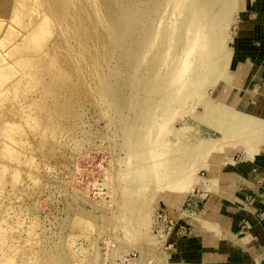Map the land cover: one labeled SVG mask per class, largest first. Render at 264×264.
I'll return each instance as SVG.
<instances>
[{"label": "rangeland", "instance_id": "obj_1", "mask_svg": "<svg viewBox=\"0 0 264 264\" xmlns=\"http://www.w3.org/2000/svg\"><path fill=\"white\" fill-rule=\"evenodd\" d=\"M42 1L44 4L50 2V0H41L40 3L37 0H24L20 6L19 1H16L17 7L22 10L23 29H31L40 18L44 17V7L39 8L38 6L37 8L35 5L37 2L41 6ZM90 1L75 0V7L71 8L69 15V19L70 17L72 19L67 25L64 24L63 29L59 28L57 35L50 41L47 51L52 48L54 52L52 49L48 52L49 54L56 53L53 55H58V58L54 56L57 61L54 60L53 55H50L52 57L47 54L43 55V58L39 59L42 63L37 60L38 64L35 62L32 68L26 70V73L25 71L21 73L18 69V74L16 72V75H19L16 76L18 82L15 81L16 84L12 83L10 88L0 92V125L16 126L18 123L17 127H20L19 135L16 133L17 144L14 142L7 144L0 132V152L5 147L7 150L14 149L20 155V164H22L13 165L9 161L4 162L7 171L5 189L0 195V264H28L29 262L35 264L39 261L42 262L41 264L45 262L58 264L61 251L68 252L69 259L76 260L77 264H132L140 259L141 264H156V259L149 254L151 248L141 245L143 240L140 235L142 216L146 217V213L150 212L152 220L150 219L151 236L149 240L152 242L155 240L156 253L162 252L164 248L167 252H174L178 246V239L191 232L193 217L201 214L206 203L211 201L212 192L207 190V185L210 183L203 181L208 178L210 170L204 168H201L199 173L197 172L202 185L192 192L183 194L175 191H155L152 194L153 198L149 197V199L146 197L147 194H140L143 188L152 186V173L151 166L148 164L149 151L147 150L149 149H146L147 137L145 136L147 135L145 130H138L144 133L137 134V129L132 128L134 127L132 122H135L133 120L136 114L140 119L138 123H142V118L147 111L140 109V103L146 101L140 94L142 85L138 76L132 68L126 66V60L122 57L119 48L113 45V40L106 32L105 25L99 17L115 20L114 18L122 16L132 3L136 2L141 6L143 3L140 2L146 0L91 1L97 5H92ZM166 1L168 0H154L150 6L143 4L147 7L146 17L151 15V20L159 23L162 21L166 26L174 25L176 42L173 47L179 51L182 48L179 46L183 45L182 39L185 41L188 30L196 21L198 12L201 17L206 14L202 13V10L206 11L204 4L206 0H184L179 7L170 2L168 4L170 13L161 12L162 14L157 15L160 5L168 3ZM207 5L209 8L211 6V14L219 10L216 0H207ZM94 6L99 7L97 8L99 14L96 13ZM212 7L213 12H211ZM172 8L176 12L171 11ZM238 8L227 15L229 21L223 31L225 37L219 49L221 53L218 59L220 60L217 59L218 65L216 62L214 68L216 70L209 75L211 84L203 87L205 91H200L202 93L200 96L204 97L206 102L197 104L192 114L185 115L174 123L175 132L169 140L172 143L177 141L179 148L187 144L197 145L203 140H217L222 136L220 128L224 124L227 127L236 128L237 124L239 127V124L245 121L244 113L235 110L231 117L226 118L227 120L214 114L220 103V98L214 95L215 87L220 84L234 87L236 70L234 64L236 66L237 63L236 61H233L234 64L231 62L228 69L225 66L228 53L234 49V43L244 38V45L241 48L249 53L247 58L233 56L232 53V59L235 57L243 61L244 67L255 70V72L260 70L258 67L262 65L256 61L259 65L252 66L255 61L250 56V52L256 46L258 47L263 39L257 38L254 42L251 36L243 32L240 28V21L242 22L244 13L240 11L241 7ZM224 9L221 11L226 14L228 11ZM246 13L245 22L251 25L257 23L258 19L264 15L263 10L258 7ZM249 19L254 21L251 22ZM262 27L264 34V25ZM21 33L19 32L20 35ZM6 50V46L0 43L1 60L7 56ZM252 56L256 55L252 54ZM50 61L57 62L58 65L54 63L55 66L51 68ZM50 68L51 73H49ZM115 70L121 71L120 76H115ZM31 73L34 74L31 75ZM254 81L253 92L257 94L263 92L264 81ZM239 91L240 93L251 92L250 85L248 88L239 87ZM122 94L129 98L133 96V99L128 101L133 102L131 104L129 102L130 105L136 106L135 110L133 109L135 114L124 105ZM249 101L252 103L251 99ZM111 120L112 123H110ZM140 144L142 145L139 146ZM127 150L131 151L127 152ZM245 152L244 149L235 150L233 160H241ZM130 156L132 160L129 159ZM144 156L147 158L143 159ZM207 158H212V155ZM226 158L218 156L217 160L223 159L222 162L227 163ZM119 161L124 162L123 165ZM146 162L148 165H143ZM17 171L21 174L19 184H17L18 181L12 179ZM27 171L32 174L29 176L27 173L30 178L26 174ZM119 177L122 180L118 181ZM204 186L207 187L204 188ZM252 192L253 190L247 193V200L252 198ZM176 202H181L180 207L172 206ZM82 207L84 210L81 209ZM116 208L120 210L119 213L122 216L117 213ZM134 212L135 215H133ZM119 236L123 237L119 238ZM73 261L72 264H75ZM137 264L140 263L137 262Z\"/></svg>", "mask_w": 264, "mask_h": 264}, {"label": "bare ground", "instance_id": "obj_2", "mask_svg": "<svg viewBox=\"0 0 264 264\" xmlns=\"http://www.w3.org/2000/svg\"><path fill=\"white\" fill-rule=\"evenodd\" d=\"M16 1H19L20 6H22L21 5L22 1L24 3V0H22V1H20V0H14V1L13 0H0V35H1L0 43H3L7 48V50H6L7 56L4 57L5 59L2 58L4 60L0 59V92L3 89H7L12 83H15L16 76H19V75H16V72L18 69H19V71L21 70L20 71L21 73L24 71L26 73V70L32 68L37 60L40 62V60L43 58V55L47 54L48 56H50V55L56 54V53H53L54 50L52 48H50L53 50V52H51V54H49L50 52H48L50 49L47 51L49 43L57 35L58 29L59 28L61 29L64 26V24L67 25L70 22V20L72 19L71 17L69 19V15H70L71 8L74 6V3H75V0H52V1L50 0L51 4H49L50 2L49 3L47 2L46 4H44L42 1L41 6H40V4H38L37 2H39L41 0H39V1L37 0V2L35 4V5H37V8H38V6H39V8L44 7V10H43L44 17L40 18V20H39L40 22L38 21L35 24V26L31 27V29L29 28L26 30V29H23V27H22V19H21L22 10L20 9V7H17L18 4ZM153 1L154 0H146L145 2L141 1L140 3H143L145 5L150 6V4ZM14 2H15V4H14ZM94 2H96V1H94ZM166 2H168V3H166V4L162 3L160 5L159 11L157 12V15L160 14L161 12H163L164 14L170 13L168 11V8H169L168 4L170 2L176 4L179 7V4L180 3L182 4V2H184V0H168ZM211 2H213V1H211ZM260 2H261V5H260ZM42 4H44V5H42ZM95 4L92 3V5H95ZM143 4L141 6H139L138 3H136V2L132 3L130 8L128 7L129 9H127V11L125 13L123 12L122 16H120V17L117 16L118 18H114L116 21L110 20L108 17H102L99 15L100 16L99 19L101 20L102 24L105 25L106 32L110 35L111 40H113L112 41L113 45L115 44L114 46L119 48V51H121V53H122V57L126 60V63H127L126 66H129L130 68H132V70H134V72L136 73V76H138L140 84L142 85V89H141L140 94L143 95V97L146 101L145 103H140L141 104L140 109L147 111L146 115L144 117L142 116L143 117L142 118L143 124H142L141 122L138 123V121L140 119H139V117L136 116V114H135L136 112H134V110H135L134 108H136V106L130 105L132 101L131 102L128 101L129 99H133V96L129 98L126 96L124 97L123 94L121 95V98L123 99L122 101L125 103L124 105L127 106V109L129 111H133L135 114V116H134L135 120H133L135 122H132L133 123L132 126H134V127H132V128H134V130L137 129V132H136L137 134L143 132V131L138 132V130H145V133L147 135V136H145V137H147L146 138L147 139L146 149H149V150H147V151H149V154H148V152H146V153L149 155L148 164H149V166H151V173H152L151 177L152 178L151 177L150 178L152 180L151 179L150 180L152 181L151 182L152 186L151 187L147 186V188H145V189L143 188L142 189L143 191L140 192V194L141 193H143V195L147 194V196L146 195L145 196L149 199V197L153 198L152 194H154L155 191H157V192H159V191H162V192H164V191H171V192L175 191L177 193H183V194H186L188 192H192L193 190H196L197 187L202 185V181H200V179H199L200 177L198 178V176H197V172L201 168L210 170L208 178L203 180L205 183H206V181L208 183H210L209 185H207L208 191L211 190L214 193L215 192L219 193L223 190L232 189L231 183L230 182L228 183L229 178L236 176L235 173L237 172V170H240L243 172L247 171L249 166H251L252 163H254L253 161L254 160L257 161V159H256L257 157H258V159H259V157H262L263 152H264V149H262V146H264V98L260 97L258 94L253 93V89H254L253 82H255L254 80H260V73L262 71H264V66L260 71H257L256 76H253V75H255V70H250V69L244 67L242 65L243 61H239L235 57L232 59V53H233V56L238 55L240 58H244L248 55L249 52L242 50L243 45H244V38L237 40L234 43V45H235L234 49L232 50V52L228 53L229 55L226 58L227 63L225 66L227 69L229 68V66H231L233 61L234 62L236 61V63H237L236 66L233 63L234 67L236 69L235 70V78H234V82H233L234 87L232 88L231 86L228 87L227 85L224 86V85L220 84V86L215 87V93H214L215 96L220 98V103L217 106L218 109L214 112V114L220 116L222 119H226L228 117H231L235 113V111L243 112L245 117H246L243 124L242 123L239 124L240 125L239 127L237 124L236 128L229 127V126L227 127V125L224 124L222 126V128H220V131L222 132L221 138H219V139L217 138V140H203L202 142H200L197 145L196 144L195 145L187 144L182 148H179L177 141H176L177 143L176 142L172 143L169 140V138H171L170 136H172V134L175 132L174 123L176 120H178L179 118H183L185 115L192 114L191 112L193 111L194 107L197 104H201L203 102H206L205 98L200 96L202 94V93H200V91L204 90L203 87H205L206 85L211 84L210 83L211 80H209L211 78V76H209V75H211L210 73L214 72L213 70H216V69H214L216 66L215 64L218 60H220V58L218 59L219 54L221 53V51L219 49H220L221 43L223 44L222 40L225 37L224 33H223L224 28H226V26L228 25L227 24L229 21L228 20L229 18L227 16L228 13L233 12L234 10H238L239 9L238 7H241V9H244L243 10V13H244L245 11L247 12L250 9L257 8L258 6H261V9L264 12V8H263L264 0H219V1L216 0V5L218 6L219 10L214 11L215 13H212V14L210 13L211 6H210V8L208 6L211 4L207 5V0L204 1L206 11L202 10L203 11L202 13H206V14L203 15L204 17H201V16H199V12H198V15H196V21H194L195 23L193 25H191L190 29L188 30V34L186 35L187 37L185 38V41H184V39H182L183 45L181 44L182 46H179V48L182 47L181 50H179V51H176L177 49H174V47H173L174 43L176 42L175 38H174L175 37L174 36V34H175L174 28L175 27H173L174 25L173 26L172 25L166 26L162 21L159 23L156 20H151V17H150L151 15L149 17L148 16L146 17L147 7ZM98 6H96V7L99 8ZM158 6H159V4H158ZM94 8H95V6H94ZM97 8H95L96 10L94 9L96 11V13L99 12V11L97 12V10H98ZM224 8L226 9V11H228L226 14L224 12L225 11ZM202 9H204V8H202ZM223 9H224V11H223L224 14L221 11ZM172 10H173V8L171 9V11ZM200 10L201 9H199V11ZM173 11L176 12V10H173ZM87 12H89V11H87ZM211 12H213V7H212ZM202 13H200V15H202ZM115 14H117V13H115ZM171 14H172V12H171ZM41 15H43V14H41ZM95 16H97V15H95ZM262 16H263L262 18L258 19L257 23L251 25V24H247V22H245V18H247V17L245 16V14H243L242 22L240 23L241 24L240 26H241L242 30L247 33V35L252 37V39L254 41L256 40V38L262 37L263 40H261V45L259 47L256 46L250 52L251 53L250 56L253 57V61L257 60L258 62L264 63V37L262 35V33H263V27L262 26L264 25V15H262ZM158 18H160V16ZM158 18H156V19H158ZM243 20H244V22H243ZM19 32H22L21 35L19 34ZM57 38H58V36H57ZM46 51H47V53H45ZM252 54H254L256 56H252ZM3 56H4V54H3ZM54 56L57 57L58 55H53V58H54ZM50 57H52V56H50ZM51 60H53V59H51ZM54 60L57 61V59H55V58H54ZM4 61H6V63ZM40 63H42V62H40ZM54 63H57V62H51L50 61L51 65L49 63H48V65H50L51 68H53L55 66ZM256 64H258V63H256ZM57 65H58V63H57ZM217 65H218V62H217ZM36 66H38V65H36ZM51 68L49 69V71H50L49 73H51ZM46 69H48V68H46ZM95 69H97V68L95 67ZM53 70H55V69H53ZM18 72H17V74H18ZM114 73H115V76H120L121 71L115 70ZM33 74L34 73H31V75H33ZM29 77H32V76H29ZM112 77H113V75H112ZM251 78H253V81H251ZM16 82H18V81H16ZM19 83H20V81H19ZM20 85H21V83H20ZM248 85H250L251 92L243 91L242 93H240L239 87L242 86L244 88L245 87L248 88ZM251 98H253L252 100H254V103H252V104H250V101H249V99H251ZM151 101H153V102H151ZM129 102H130V104H129ZM143 102H144V100H143ZM134 105H135V103H134ZM208 108H209V104L207 106V109ZM55 112H57V111H55ZM130 114H131V112H130ZM134 117H133V119H134ZM108 121H109V119H108ZM110 123H112V120L110 121ZM221 123H223V122L221 121ZM17 124H16V126H11V125L2 126V125H0V132H2V134L5 138V142L7 144L17 142L16 141V133H17V135H19L18 133H19V129H20L19 126H18L19 128L17 127ZM211 125H213V124H211ZM27 127H28V125H27ZM135 138H136V136H135ZM137 141H139V140H137ZM111 142H112V140H111ZM133 142H135V141H133ZM124 143L125 142H123V144ZM141 145L142 144H140L139 146H141ZM114 146H112V147H114ZM16 147H17V145H16ZM17 148H19V147H17ZM134 148L137 149V147H134ZM124 149H125V147H124ZM238 149H244L246 151L247 156L245 155L246 156L245 162H243V161L242 162H235L233 160V157H232L233 152L235 150H238ZM17 151H20V150H17ZM130 151L127 150V152H130ZM0 153H1V155H0V195H1L3 190L5 189V185H6L7 168L4 164V162L9 161L13 165H15V164L22 165V164H20L21 163L20 155H18L17 152L14 151V149L7 150V148L5 147L4 150H2ZM131 153H129V155H131ZM140 153H142V152H140ZM146 153H145V155L148 156ZM210 155H212V158H207ZM119 156H120V154H119ZM146 156H144L143 159H145ZM218 156L223 157V158L227 157L226 159H228V162L227 163L222 162L223 159L217 160ZM254 157H255V159H254ZM116 159H118V158H116ZM129 159H131V156ZM122 160H124V158ZM225 161H227V160H225ZM123 163H121V164L123 165ZM146 164H147V162L143 165H146ZM28 166H29V164H28ZM118 168L116 170H118ZM120 168L123 169L122 166ZM9 171H11V170L9 169ZM30 171L26 172V174L28 173L29 176L32 175V174H30ZM126 171L127 170H125V172ZM23 172H24V170H23ZM125 172H123V173L125 174ZM12 174H11V176H13ZM28 174H27V176H28ZM115 174H117V172ZM119 174L121 175V173H119ZM20 175L21 174L19 173V171H17L14 175V178H12V179H15L17 182L20 178ZM122 176H123V174H122ZM202 178H204V177H202ZM12 179H11V181H12ZM113 180H114V178H113ZM119 180H122V179L119 177L118 181ZM19 182L21 183V181H18L17 184H19ZM15 183H14V185H15ZM238 184H240V182H238ZM143 187H146V186H143ZM206 187L204 186V188H206ZM138 190H140V189H138ZM202 191H205V190H202ZM231 200H233V199H231ZM112 201H111V203H112ZM130 208H132V207H130ZM81 209H83V207ZM129 210H131V209H129ZM148 211H149V209H148ZM119 212H120V210H118L117 213H119ZM149 213L150 212L146 213V217L144 216L145 218L142 216V224L140 223L141 224L140 235H142V238H143L141 245L142 246H144V245L149 246L151 248V250H149L150 256L155 258L156 261H160L161 259H163V255L160 254L159 251H158L159 254L156 253L155 242H154L155 240H153V242L149 240V238L151 236L150 223L152 220ZM120 215L118 217H120ZM133 215H135V212L133 213ZM138 217H141V216H138ZM107 220H109V219H107ZM138 220L139 219L137 218V221ZM136 224H137V222L135 223V226H136ZM33 233H34V231H33ZM128 234H130V233H128ZM111 235H112V232H111ZM30 236H31V234H30ZM108 236H110V235H108ZM123 236H125V235H123ZM123 236H119V238L123 237ZM121 239H123V238H121ZM106 240H109V239H106ZM91 244H93V243H91ZM127 244H129V243L127 242ZM152 245H154V247H151ZM106 247H107V245H106ZM126 247H124V248H126ZM124 250H126V249H124ZM46 252H48V251H46ZM67 253L64 251L60 252V254H59L60 261L58 262V264H72L73 260L71 261L69 259V255ZM95 253L97 255V252H95ZM54 254H55V252H54ZM108 254H109V252H108ZM96 255H95V257H96ZM50 256H51V254H50ZM52 258H53V256H52ZM73 262H75V264H77L76 260ZM137 262L141 264V259L134 261L132 264H137ZM41 263L39 261V262H36L35 264H41ZM55 263H57V262H55ZM95 263H96V261H95ZM8 264H10V263H8ZM28 264H32V263L29 262ZM45 264H47V263L45 262ZM85 264H87V263H85Z\"/></svg>", "mask_w": 264, "mask_h": 264}, {"label": "crops", "instance_id": "obj_3", "mask_svg": "<svg viewBox=\"0 0 264 264\" xmlns=\"http://www.w3.org/2000/svg\"><path fill=\"white\" fill-rule=\"evenodd\" d=\"M244 14L247 17L246 11ZM256 61L253 67H256ZM262 64L258 67L260 70L264 66ZM263 76L264 71L256 81H264ZM262 94L264 89L258 94L264 98ZM245 155L246 152L241 160L234 161L245 162ZM256 159L247 171L237 170L236 176L229 178L232 189L219 193L210 190L211 201L206 203L201 214L191 220L193 228L189 235L178 239L174 252H167L164 248L160 252L163 259L156 264H264V152ZM251 190L253 196L247 200V193ZM180 204L176 202L172 206L177 208Z\"/></svg>", "mask_w": 264, "mask_h": 264}]
</instances>
